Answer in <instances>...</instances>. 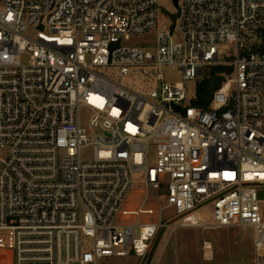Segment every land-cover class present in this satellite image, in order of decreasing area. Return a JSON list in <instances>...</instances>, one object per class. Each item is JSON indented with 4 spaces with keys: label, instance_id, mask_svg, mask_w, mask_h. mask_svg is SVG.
Instances as JSON below:
<instances>
[{
    "label": "built area",
    "instance_id": "built-area-1",
    "mask_svg": "<svg viewBox=\"0 0 264 264\" xmlns=\"http://www.w3.org/2000/svg\"><path fill=\"white\" fill-rule=\"evenodd\" d=\"M159 15L158 0H0V264L143 259L167 227L252 229L264 264V0H179L155 53L127 45Z\"/></svg>",
    "mask_w": 264,
    "mask_h": 264
},
{
    "label": "rangeland",
    "instance_id": "rangeland-1",
    "mask_svg": "<svg viewBox=\"0 0 264 264\" xmlns=\"http://www.w3.org/2000/svg\"><path fill=\"white\" fill-rule=\"evenodd\" d=\"M160 15L158 28L145 35L132 38L128 46L138 47L152 53L157 51V37L160 33H166L170 26L174 24V16L177 8L173 0H158ZM176 33L178 31L176 30ZM180 38L177 34L174 39ZM234 48L230 45L221 46V57L230 55ZM163 73L167 82L175 83L182 81V73L177 67L167 66L163 68ZM190 91L196 90V84L190 83ZM87 112H83V118ZM83 159L91 160L92 151L87 150L82 154ZM150 164H155L154 154L150 155ZM134 204H139L138 198H131ZM149 207L163 208L164 201H161L157 190H149ZM209 213L212 211L210 207ZM171 211H165L163 220H169ZM155 221V217L150 219ZM252 229L247 231L240 228H223L218 230H207L203 228H178L174 230L167 227L161 230L150 245L147 256L143 259L130 256L127 258L111 257L101 260V264H252L253 246L251 237ZM140 237L139 228L135 229V238ZM211 243L213 256H205V245Z\"/></svg>",
    "mask_w": 264,
    "mask_h": 264
},
{
    "label": "trees",
    "instance_id": "trees-1",
    "mask_svg": "<svg viewBox=\"0 0 264 264\" xmlns=\"http://www.w3.org/2000/svg\"><path fill=\"white\" fill-rule=\"evenodd\" d=\"M224 73L221 68H213L203 79L198 83V103L197 106L201 108H206L209 105L211 97V87L212 81L215 75Z\"/></svg>",
    "mask_w": 264,
    "mask_h": 264
},
{
    "label": "water",
    "instance_id": "water-1",
    "mask_svg": "<svg viewBox=\"0 0 264 264\" xmlns=\"http://www.w3.org/2000/svg\"><path fill=\"white\" fill-rule=\"evenodd\" d=\"M178 2H179V0H173V3H174V6L178 9ZM264 49V40H263V44H262V46H260L257 50H255V51H261V50H263ZM223 82H225V77H223V76H217V77H215L214 79H213V81H212V87H211V93H214L215 91H217L220 87H221V85H222V83ZM232 103V102H231ZM260 196L261 197H264V192H262L261 194H260Z\"/></svg>",
    "mask_w": 264,
    "mask_h": 264
}]
</instances>
